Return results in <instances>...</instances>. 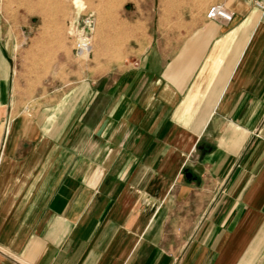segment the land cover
I'll return each mask as SVG.
<instances>
[{
    "label": "crops",
    "instance_id": "crops-1",
    "mask_svg": "<svg viewBox=\"0 0 264 264\" xmlns=\"http://www.w3.org/2000/svg\"><path fill=\"white\" fill-rule=\"evenodd\" d=\"M135 9L27 114L0 82V264H264V13Z\"/></svg>",
    "mask_w": 264,
    "mask_h": 264
},
{
    "label": "rangeland",
    "instance_id": "rangeland-1",
    "mask_svg": "<svg viewBox=\"0 0 264 264\" xmlns=\"http://www.w3.org/2000/svg\"><path fill=\"white\" fill-rule=\"evenodd\" d=\"M43 1L0 0V82L13 112L27 114L30 100L43 97L59 68L120 62L135 31L123 17L134 16L139 0ZM79 33L89 38V51L81 56L75 51Z\"/></svg>",
    "mask_w": 264,
    "mask_h": 264
},
{
    "label": "built area",
    "instance_id": "built-area-1",
    "mask_svg": "<svg viewBox=\"0 0 264 264\" xmlns=\"http://www.w3.org/2000/svg\"><path fill=\"white\" fill-rule=\"evenodd\" d=\"M254 7L260 12L264 13V0H243ZM232 12L229 11L223 4L214 3L208 6L205 11V17L211 20L230 21L232 19ZM76 54L81 56L89 51V38L79 33L78 38L75 40Z\"/></svg>",
    "mask_w": 264,
    "mask_h": 264
},
{
    "label": "bare ground",
    "instance_id": "bare-ground-1",
    "mask_svg": "<svg viewBox=\"0 0 264 264\" xmlns=\"http://www.w3.org/2000/svg\"><path fill=\"white\" fill-rule=\"evenodd\" d=\"M75 2H78V0H74ZM43 0H38V3H43ZM22 3V2H21ZM44 4V3H43Z\"/></svg>",
    "mask_w": 264,
    "mask_h": 264
}]
</instances>
